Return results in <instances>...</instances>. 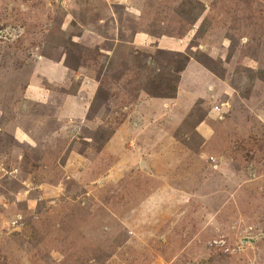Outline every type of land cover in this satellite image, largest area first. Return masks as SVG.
<instances>
[{
    "label": "rangeland",
    "instance_id": "1",
    "mask_svg": "<svg viewBox=\"0 0 264 264\" xmlns=\"http://www.w3.org/2000/svg\"><path fill=\"white\" fill-rule=\"evenodd\" d=\"M0 264H264V0H0Z\"/></svg>",
    "mask_w": 264,
    "mask_h": 264
}]
</instances>
